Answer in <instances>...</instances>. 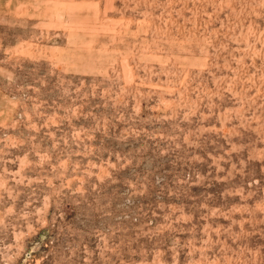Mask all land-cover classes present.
Masks as SVG:
<instances>
[{"label": "rangeland", "instance_id": "obj_1", "mask_svg": "<svg viewBox=\"0 0 264 264\" xmlns=\"http://www.w3.org/2000/svg\"><path fill=\"white\" fill-rule=\"evenodd\" d=\"M0 264H264V0H0Z\"/></svg>", "mask_w": 264, "mask_h": 264}]
</instances>
